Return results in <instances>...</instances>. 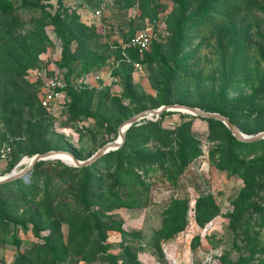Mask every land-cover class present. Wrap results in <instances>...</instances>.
Masks as SVG:
<instances>
[{
	"label": "rangeland",
	"instance_id": "374dc122",
	"mask_svg": "<svg viewBox=\"0 0 264 264\" xmlns=\"http://www.w3.org/2000/svg\"><path fill=\"white\" fill-rule=\"evenodd\" d=\"M10 1L18 8L19 20L12 31L27 37L36 28L38 16L30 8L20 5L21 0ZM40 3L50 12L59 10L64 16L76 15L92 30L93 41L88 49L73 51L75 61L68 82L77 92L85 90L78 106L96 112L101 123L92 117L71 115L65 92L63 103L58 104L57 109L50 113L44 110L51 124L48 134L52 145L65 147L76 159L83 160L104 143L117 139L120 122L138 111L161 106V100H165L164 104L182 101L183 105L194 107H207L218 102L224 108L240 101L237 113L235 111L240 126H264L262 113L259 114L264 109V87L258 92L260 83L264 82V42L258 36V33L264 35V11L244 12L230 23L220 22L217 17L201 23H195L193 18L186 19L180 27L182 44L177 55L180 64L173 71L159 59L141 63L144 54L138 56L139 68H134L123 56H127L125 38L151 25L155 41L150 42L146 52L153 50L167 59L172 27L179 18V11L170 0H60V5L57 0H41ZM195 4L187 7L184 17H193ZM152 18H155V24H152ZM43 30L48 42L39 49L37 62L26 67L22 74L27 83L36 86L37 96L47 78L55 76L63 91L65 85L66 69L60 65V41L52 26L45 25ZM227 32L234 35L232 43L223 36L217 37ZM74 48L72 43L70 50ZM253 94L250 105H245L242 100ZM180 113L188 114L166 111L160 126L172 129L187 121L200 154L180 173L169 163L162 167L141 165L147 189L143 206L117 207L109 211L111 219L129 232L124 244L130 246L128 253L138 264H221L222 256L233 260L242 252L234 247H239L241 242L235 238L226 217L242 181L209 164V151L217 143L206 139L207 123L194 115L182 118ZM156 118L152 116L151 120ZM138 144V149L145 152L159 148V143L152 139L144 143L138 141ZM13 150L12 155L11 148L0 143V176L9 172H6L7 166L14 156L20 155L11 168L14 171L29 161L27 158L30 157L21 154L26 150L25 142L17 143ZM97 167L103 174L105 162ZM58 169L59 166L43 164L39 168V178ZM41 192L40 182L39 194L32 202L28 200L23 205L15 199L7 201L10 208L8 206V217L3 220L7 228L0 233V264H125L121 261L119 232L106 230L105 252L95 243L94 235L86 245H80L77 237L70 236L67 223L59 221L56 227V216L46 218L44 206L40 204ZM200 193L211 194L217 206L216 214L201 227L192 216L194 199ZM173 198L187 199V222L173 238L160 242L159 254L148 243L152 231L160 225L162 210ZM130 232H137L139 237ZM15 240L16 244L11 242ZM108 254L116 257L111 258Z\"/></svg>",
	"mask_w": 264,
	"mask_h": 264
},
{
	"label": "trees",
	"instance_id": "16d2710c",
	"mask_svg": "<svg viewBox=\"0 0 264 264\" xmlns=\"http://www.w3.org/2000/svg\"><path fill=\"white\" fill-rule=\"evenodd\" d=\"M40 1L21 0L20 5L30 8L38 16V20H36L38 23L34 31L27 37H23L12 31L19 23L16 12L18 8L13 6L10 0H0V143L11 148L12 155L13 148L21 142H25L26 145V150H23L21 154H26L28 157L51 149L65 150L63 146L52 145V138L48 134L51 124L44 109L39 105L37 88L33 84L27 83L22 77L24 69L37 62L36 55L40 51L39 49L48 42L43 30L45 25L54 28L60 41V65L66 69L64 92L69 98L68 109L71 115L92 117L101 123L100 116L96 112H89L78 106L85 90L77 92L68 82V75L71 73L72 64L75 61L73 51L80 52L88 49L93 41L92 30L89 26L81 23L76 15L64 16L59 10L50 12L43 8ZM57 1L60 5V0ZM170 1L178 9L179 18L172 27L169 55L167 59H164L153 50L145 51L141 63L159 59L162 65L173 71L180 64V60L177 61L182 44L180 27L186 19L193 18L195 23H201L205 19L211 20L217 17L220 22L230 23L244 12H251L253 9L264 11V0ZM192 3H196L192 12L193 17H184L185 10ZM154 20L155 18H152V21ZM132 34L125 38V41ZM220 36L226 38L230 43L234 41V35H229L228 32L221 33L217 37ZM258 36L264 42V35L258 33ZM160 37L162 36L160 35ZM154 41L155 39L151 40V43ZM72 43L75 47L74 50H70ZM125 52L130 65L138 60V54L133 48L126 47ZM27 54L30 56L27 57ZM27 60L29 62H26ZM166 60L169 62L168 64ZM125 77L127 80L129 79L128 72ZM263 87L264 82L260 83L258 92ZM254 96L255 94L250 95L242 102L245 105H250L249 102L254 99ZM164 103L165 100H161L159 105ZM177 103L182 104L183 102L177 101ZM239 103L241 102L236 101L228 108H224L215 102L211 106L198 108L223 114L244 132L263 131L264 126L261 128L240 126L236 121L238 118L235 114ZM165 113L166 111L159 114L155 120L143 119L130 124L124 131L121 145L101 155L89 165L75 167L58 159L37 161L27 171L26 179L18 177L0 183V233L7 228V223L3 221L8 217L6 216L9 210L7 201L15 199L23 205L28 200L32 202V199L39 194V183L41 182L40 204L44 206L47 219L57 217V220L54 221L56 227L59 226V221L67 223L70 236L77 237L80 245H86L89 238L94 235L95 243L102 252H105L103 241L106 230H115L121 237V261L125 264H138L135 257L128 253L130 246L124 244L125 237L129 232L123 230L119 223L111 219L109 211L117 207L143 206L146 200L144 193L147 189L141 174V165L162 167L165 163H169L175 172L180 173L192 159L200 154L195 136L189 131L187 121H182L172 129L160 126ZM260 113L264 119L263 108ZM179 116L182 118L192 117L181 113ZM198 118L207 123L206 139L217 143L209 151V164L219 171L240 178L242 181L231 210L226 214L229 228L235 238L241 242L239 247L237 245L234 247L242 252L233 260L226 255L222 256L221 264H264V139L251 142L240 141L232 136L220 121ZM139 137L140 140H138ZM148 139L159 143V148H154L153 152L138 149V141L144 143ZM162 148H166V150ZM72 155L75 157L74 154ZM19 157L20 155L14 156L11 163L8 164L6 172L10 171ZM102 162H105L103 174L97 170V166ZM43 164L59 166L60 169L46 173L45 177L40 179L39 168ZM65 199L68 200L64 202ZM187 208L186 198H173L162 210L160 225L152 231L148 243L159 254L160 242L173 238L186 225ZM192 212L193 220L197 226L201 227L209 221L217 212V206L211 194H198L194 199ZM21 227L25 229V226L21 225ZM130 234L139 237L137 232H130ZM11 242L16 244L17 240ZM108 256L116 257L109 254Z\"/></svg>",
	"mask_w": 264,
	"mask_h": 264
},
{
	"label": "water",
	"instance_id": "95a60500",
	"mask_svg": "<svg viewBox=\"0 0 264 264\" xmlns=\"http://www.w3.org/2000/svg\"><path fill=\"white\" fill-rule=\"evenodd\" d=\"M164 111H181L188 113L190 115H194L201 118H210L220 121L231 133L232 136H234L237 140L244 141V142H251V141H257L264 139V130L258 131L254 134H245L242 131L239 130L234 124H232L226 116L223 114L217 113V112H209L205 111L203 109H200L198 107L194 106H187L183 104L173 103V104H163L157 108L154 109H144L141 110L132 116L126 118L123 120L117 128V136L118 139L109 141L101 145L99 148H97L89 157L78 160L76 159L70 152L65 150H48L41 153H35L33 154L29 161L26 163V165L17 170L14 171V169H11L8 173L0 176V183L6 182L18 177H23L26 179L27 171L33 166V164L37 161L42 160H52V159H60L59 155H64L69 157L70 162H65L61 160L62 162L75 166V167H82L91 164L95 160H97L101 155L107 153L108 151L116 149L124 139V131L127 129V127L132 124L139 122L143 119H151L152 116L157 117L159 114H161ZM123 129V130H122Z\"/></svg>",
	"mask_w": 264,
	"mask_h": 264
},
{
	"label": "built area",
	"instance_id": "2783aa9c",
	"mask_svg": "<svg viewBox=\"0 0 264 264\" xmlns=\"http://www.w3.org/2000/svg\"><path fill=\"white\" fill-rule=\"evenodd\" d=\"M95 13H98V11L95 10ZM155 23L156 22L153 21L152 24ZM160 35L163 36V33L161 32ZM154 38L155 36L152 31V26L148 25L142 30L133 33L126 41L125 47L133 48L137 52L138 56H141L145 51H147L151 40ZM123 56L128 61L126 55ZM132 65L134 68H139L138 61L132 62ZM63 99L64 91L57 78L54 76L45 79L38 95L39 105L46 112L50 113L51 111L57 109L58 104L63 103Z\"/></svg>",
	"mask_w": 264,
	"mask_h": 264
},
{
	"label": "bare ground",
	"instance_id": "6f19581e",
	"mask_svg": "<svg viewBox=\"0 0 264 264\" xmlns=\"http://www.w3.org/2000/svg\"><path fill=\"white\" fill-rule=\"evenodd\" d=\"M122 130H123V129H122ZM117 139H118V138H117ZM59 156H60V159H61V160L65 161V162H70L69 157L64 156V155H59Z\"/></svg>",
	"mask_w": 264,
	"mask_h": 264
}]
</instances>
